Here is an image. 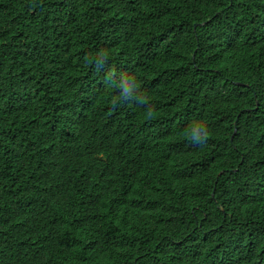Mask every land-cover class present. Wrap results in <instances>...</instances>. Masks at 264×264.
<instances>
[{
    "label": "trees",
    "instance_id": "1",
    "mask_svg": "<svg viewBox=\"0 0 264 264\" xmlns=\"http://www.w3.org/2000/svg\"><path fill=\"white\" fill-rule=\"evenodd\" d=\"M0 264H264V0H0Z\"/></svg>",
    "mask_w": 264,
    "mask_h": 264
},
{
    "label": "clouds",
    "instance_id": "2",
    "mask_svg": "<svg viewBox=\"0 0 264 264\" xmlns=\"http://www.w3.org/2000/svg\"><path fill=\"white\" fill-rule=\"evenodd\" d=\"M108 59L109 56L107 51H101L97 54V56L94 58V63L98 71L100 68L104 67ZM89 62L91 63L93 61ZM107 80L109 82H114V74L110 72L107 76ZM115 86L120 90V95L113 99V106L123 100H136L140 104L146 103L147 97L143 94H137L139 84L134 76H121L119 83L115 84ZM134 93L135 96H133ZM152 116L153 111L150 108L146 113V117L152 118ZM209 134L208 125L203 120L195 121L187 133L192 141L201 144L207 141Z\"/></svg>",
    "mask_w": 264,
    "mask_h": 264
},
{
    "label": "rangeland",
    "instance_id": "3",
    "mask_svg": "<svg viewBox=\"0 0 264 264\" xmlns=\"http://www.w3.org/2000/svg\"><path fill=\"white\" fill-rule=\"evenodd\" d=\"M237 170H238V169H236V170H232V171L234 172V171H237ZM221 174H222V173H220L219 176H220ZM219 176L217 177V180H216V182H215V184H214L213 193H212V195H211V197H212L214 200H216L215 192H216V189H217V183H218V178H219Z\"/></svg>",
    "mask_w": 264,
    "mask_h": 264
}]
</instances>
